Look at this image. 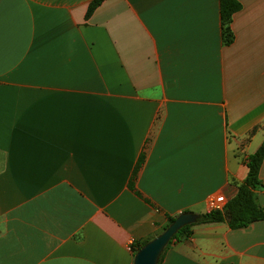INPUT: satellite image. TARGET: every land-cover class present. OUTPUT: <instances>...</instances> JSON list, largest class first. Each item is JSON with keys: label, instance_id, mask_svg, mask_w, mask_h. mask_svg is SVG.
I'll list each match as a JSON object with an SVG mask.
<instances>
[{"label": "crops", "instance_id": "1", "mask_svg": "<svg viewBox=\"0 0 264 264\" xmlns=\"http://www.w3.org/2000/svg\"><path fill=\"white\" fill-rule=\"evenodd\" d=\"M0 0V264H134L238 194L264 142V0ZM255 191L264 208V160ZM160 264H264V221Z\"/></svg>", "mask_w": 264, "mask_h": 264}, {"label": "trees", "instance_id": "2", "mask_svg": "<svg viewBox=\"0 0 264 264\" xmlns=\"http://www.w3.org/2000/svg\"><path fill=\"white\" fill-rule=\"evenodd\" d=\"M103 0H95L89 9V14L95 10ZM242 9V5L236 0H221V18L223 40L225 45H230L234 41L232 30V21L235 13ZM264 160V142L261 147L248 158L247 166L249 168L248 176L245 182L239 187L238 194L230 200L223 209H212L206 213L199 214L195 224L182 228L168 244L165 251L174 243L191 234V228L196 224L227 223L231 229H241L248 227L252 223L264 221V208L261 207L255 198L254 191L261 185L260 170ZM177 217H170L168 224L158 234L164 232ZM154 239V238H153ZM137 242L132 246L135 254L151 240ZM164 251V253H165ZM162 254L159 264L163 258Z\"/></svg>", "mask_w": 264, "mask_h": 264}, {"label": "water", "instance_id": "3", "mask_svg": "<svg viewBox=\"0 0 264 264\" xmlns=\"http://www.w3.org/2000/svg\"><path fill=\"white\" fill-rule=\"evenodd\" d=\"M198 216L184 213L160 235L144 245L134 256V264H159L160 258L173 237L185 226L195 224Z\"/></svg>", "mask_w": 264, "mask_h": 264}, {"label": "built area", "instance_id": "4", "mask_svg": "<svg viewBox=\"0 0 264 264\" xmlns=\"http://www.w3.org/2000/svg\"><path fill=\"white\" fill-rule=\"evenodd\" d=\"M226 205V199L223 195H219L210 200L212 209H223Z\"/></svg>", "mask_w": 264, "mask_h": 264}]
</instances>
